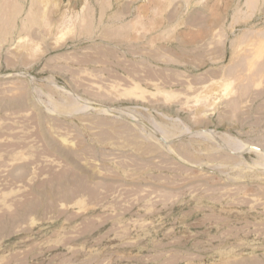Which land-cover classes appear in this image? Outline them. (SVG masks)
Wrapping results in <instances>:
<instances>
[{
    "label": "rangeland",
    "instance_id": "374dc122",
    "mask_svg": "<svg viewBox=\"0 0 264 264\" xmlns=\"http://www.w3.org/2000/svg\"><path fill=\"white\" fill-rule=\"evenodd\" d=\"M0 264H264V0H0Z\"/></svg>",
    "mask_w": 264,
    "mask_h": 264
}]
</instances>
